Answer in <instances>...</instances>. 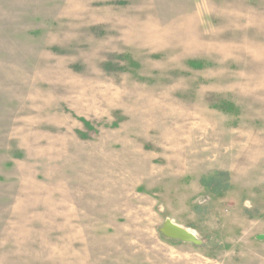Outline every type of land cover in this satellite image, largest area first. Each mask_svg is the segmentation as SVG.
Returning <instances> with one entry per match:
<instances>
[{"label":"rangeland","instance_id":"rangeland-1","mask_svg":"<svg viewBox=\"0 0 264 264\" xmlns=\"http://www.w3.org/2000/svg\"><path fill=\"white\" fill-rule=\"evenodd\" d=\"M263 235L264 0H0V264H264Z\"/></svg>","mask_w":264,"mask_h":264},{"label":"water","instance_id":"water-1","mask_svg":"<svg viewBox=\"0 0 264 264\" xmlns=\"http://www.w3.org/2000/svg\"><path fill=\"white\" fill-rule=\"evenodd\" d=\"M159 233L167 240L188 243L196 247H200L203 244V242L199 240L192 232L174 224L169 219L164 221L163 225L159 229ZM257 239L264 240V235L258 236Z\"/></svg>","mask_w":264,"mask_h":264}]
</instances>
